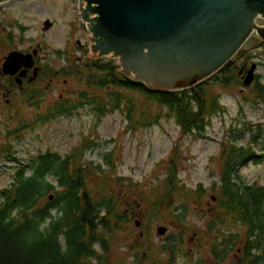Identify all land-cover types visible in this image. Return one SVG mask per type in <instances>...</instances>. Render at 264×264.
<instances>
[{"label": "trees", "instance_id": "1", "mask_svg": "<svg viewBox=\"0 0 264 264\" xmlns=\"http://www.w3.org/2000/svg\"><path fill=\"white\" fill-rule=\"evenodd\" d=\"M251 38L258 40L255 35ZM84 48L81 56L71 59L67 65L55 70L46 67L48 77H71L80 88L73 91L72 98L56 100L55 112L46 110L31 120L19 119L15 129L17 137L22 130L58 116H69L85 104L97 121L119 112L131 130L151 127L165 119L173 120L181 135L199 136L214 115L225 111L214 88L241 84L238 72L252 58L247 49L241 48L209 78L192 87L171 91L132 80L120 72L116 60L90 57L88 47ZM252 92L255 104L264 103V85L258 75ZM39 95L33 93V97ZM243 134L248 139L240 144ZM262 137L260 125L245 123L241 127H228L220 141L218 176L210 186V196L215 198L214 210L212 214L205 212L207 219L200 234L214 263L224 262L234 250L239 264H264V185L246 183L239 174L246 160L255 163L264 160V145L256 147ZM177 146L158 163L165 170V176L159 189L150 197L146 195L148 206L140 211L142 221L151 217L183 223L189 203L206 193L201 185L187 187L178 177ZM86 148V144L74 146L64 155L47 150L28 164H21L15 157L18 166L14 179L8 187L0 189V264H125L113 262L110 249L122 231V243L131 239L133 244L141 239L134 231L137 209H125L127 194L108 188L107 183L113 178L115 186L124 184L130 189L137 188L138 183L131 177H111L114 173L99 164L84 161ZM109 155L105 154V161L113 168ZM93 169L101 180L91 185ZM152 196L154 199L150 201ZM149 205L154 210L149 211ZM185 228L184 233H170L159 248L153 249L168 259L167 264H172L181 253L182 237L190 227ZM132 246L131 264H141V249ZM151 249L147 251L149 259H153ZM232 260L236 263V259Z\"/></svg>", "mask_w": 264, "mask_h": 264}, {"label": "rangeland", "instance_id": "2", "mask_svg": "<svg viewBox=\"0 0 264 264\" xmlns=\"http://www.w3.org/2000/svg\"><path fill=\"white\" fill-rule=\"evenodd\" d=\"M82 7L79 0L5 1L0 6V38L4 40L0 44V61H4L11 51H19L29 46L36 48L37 44L42 46L39 51L42 63L53 70L67 65L73 58L80 57L84 47L90 44L91 36L82 19ZM46 19L52 25L43 30V22ZM256 23L262 24L263 21L258 18ZM8 33L11 35L10 40H7ZM242 48L247 49L252 56L246 62V69L255 63V74L264 85V40H252L250 37ZM88 54L91 56V51ZM238 61H242V58ZM49 78L45 75L39 85L43 87ZM54 79L48 82L49 88L48 91H44L41 107L16 108L13 115H0V149L8 144L5 133L17 128L19 119H33L35 115L43 113L44 105L49 104L47 106L49 108L53 106L50 105L52 101L72 98L73 91L80 88L78 82L71 77H59L57 81ZM254 80L247 86L241 83L214 88V91L219 93L220 103L225 107V111L214 115L199 136H183L173 120L165 119L151 127L131 130L119 112L107 114L97 121L90 107L86 106L73 111L69 116H58L45 123H38L31 129L22 130L20 137L16 135L15 138H11L9 144L14 149L16 157L21 160V164L31 163L39 153L47 150L64 155L74 146L86 144L88 148L83 152L84 161L99 164L102 169L114 173L110 175L111 177L117 175L131 177L138 183L137 188L132 186L131 189L124 184L115 186L113 178L107 183L108 188L127 194L125 209L126 207L137 209L133 223L139 220L141 225L138 227L135 224V234H139L145 225L148 226V232L142 231L144 236L133 244L130 242L131 239L122 243L124 233L123 231L119 233L110 249V258L113 262L131 264L134 261L132 245H136L141 251L144 250V245H150L153 259L157 260V264H164L166 257L153 249L159 248L167 239V235L178 231L184 233L185 227L189 225V231L182 237L181 253L175 257L173 264H217L213 262L200 234L204 232L207 219L205 212L212 214L214 210L215 198L210 196V186L218 176L217 157L220 141L228 127H241L246 123L254 127L260 125L263 137L261 144L256 147L261 148L264 145V103L255 104L252 101ZM247 139L248 136L243 134L238 143L245 144ZM175 144H179L176 148L179 161L178 177L187 187L201 185L206 189V193L195 202L189 203L183 223L175 224L169 218L159 220L151 217L142 221L140 211H145L148 206L146 195L150 197L156 192L165 176V170L158 163L168 157ZM108 153L113 168L106 164L105 154ZM17 166L16 162L0 160V189L8 187L13 181ZM94 171L95 169L91 173V185L101 180ZM29 173L27 170L26 174ZM239 174L246 183L257 182L264 185V160L258 163L251 159L246 160L240 166ZM153 199L154 196L150 201ZM148 210L154 209L151 206ZM158 225L167 227L165 234L156 233ZM233 255L234 250L224 262L218 264H235L232 260Z\"/></svg>", "mask_w": 264, "mask_h": 264}, {"label": "water", "instance_id": "3", "mask_svg": "<svg viewBox=\"0 0 264 264\" xmlns=\"http://www.w3.org/2000/svg\"><path fill=\"white\" fill-rule=\"evenodd\" d=\"M79 1L91 33V57L116 59L126 77L154 88L194 86L228 63L253 32L264 40V0ZM258 18L262 24L256 23ZM51 25L46 19L42 29ZM22 65L33 66L32 54L11 51L2 71L13 74ZM255 67L252 63L247 69L243 86L253 81ZM166 230L156 227L158 235Z\"/></svg>", "mask_w": 264, "mask_h": 264}, {"label": "flooded vegetation", "instance_id": "4", "mask_svg": "<svg viewBox=\"0 0 264 264\" xmlns=\"http://www.w3.org/2000/svg\"><path fill=\"white\" fill-rule=\"evenodd\" d=\"M10 33L7 35V40H10ZM4 42L2 38H0V44ZM32 46H29L27 48H23L19 50L23 54H32V59H33V66L31 67H24L23 65L13 74H5L2 71V62L0 61V115H13L16 112V108H22V107H30V108H35L38 109L39 107L42 106L43 104V99L45 96L44 91H48L49 85L48 82L50 80H53V78H49V81L41 87L39 85V82L41 78L43 79L44 76H48L47 73V66L44 65L41 61V56L39 55V51L42 48L40 47L39 44H37L36 48H30ZM4 60V59H3ZM34 68H37L36 71V76L33 77V72ZM24 71L23 75H20V73ZM246 73V68L241 69L240 73V78L244 76ZM256 77V74L254 75V78ZM58 78H55L54 80L57 81ZM19 80V81H18ZM34 94H40L38 97H33ZM58 98H62L58 96ZM53 100V99H52ZM55 101V100H54ZM18 103V104H17ZM45 104V103H44ZM54 102H50V105H53ZM49 104L44 105L45 108L43 112H46V110H50V112H55L54 106L52 108L48 109ZM87 105L85 104L83 107H86ZM16 128H13L12 130H9L8 132L5 133V137L7 138L8 144H6L4 147H1L0 149V160L4 161H12L15 162V151L12 149L11 145L9 142L11 141V138H15L16 136ZM5 142V143H7ZM141 225V224H140ZM139 227V226H138ZM142 231H147L148 232V226L145 225L142 229ZM139 231L140 236H144V232ZM147 235H145L146 237ZM152 248L150 245H144V250L141 251L140 254V262L141 264H157L156 259H149L147 258L148 256V249ZM239 262L240 260L237 259ZM168 259H165L164 264H167ZM174 260H172L173 264Z\"/></svg>", "mask_w": 264, "mask_h": 264}]
</instances>
